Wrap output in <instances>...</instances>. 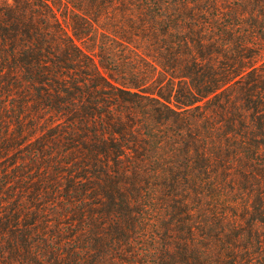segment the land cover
<instances>
[{
  "label": "trees",
  "instance_id": "1",
  "mask_svg": "<svg viewBox=\"0 0 264 264\" xmlns=\"http://www.w3.org/2000/svg\"><path fill=\"white\" fill-rule=\"evenodd\" d=\"M260 224L264 0H0V264H264Z\"/></svg>",
  "mask_w": 264,
  "mask_h": 264
},
{
  "label": "rangeland",
  "instance_id": "2",
  "mask_svg": "<svg viewBox=\"0 0 264 264\" xmlns=\"http://www.w3.org/2000/svg\"><path fill=\"white\" fill-rule=\"evenodd\" d=\"M59 11H60V12H62L61 10H59ZM61 19H62V21H63L64 25H65L66 27H68V24H67V22H66L65 20H63V18H62V17H61ZM68 29H69V27H68ZM259 228L264 230V224H260V225H259Z\"/></svg>",
  "mask_w": 264,
  "mask_h": 264
}]
</instances>
